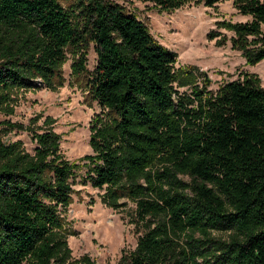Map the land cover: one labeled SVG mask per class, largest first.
<instances>
[{"label": "trees", "instance_id": "1", "mask_svg": "<svg viewBox=\"0 0 264 264\" xmlns=\"http://www.w3.org/2000/svg\"><path fill=\"white\" fill-rule=\"evenodd\" d=\"M161 11L186 2L138 0ZM244 21H218L247 64L264 60V0H231ZM96 54L92 70L87 51ZM72 74L101 108L91 154L65 158L54 121L0 123V264H95L73 259L64 215L80 183L113 209L133 202L139 233L125 264H264V87L254 74L221 82L174 68L177 53L116 0H0V112L12 93ZM201 78V84L197 83ZM187 86L189 92L179 91ZM30 134L35 148L6 141Z\"/></svg>", "mask_w": 264, "mask_h": 264}, {"label": "rangeland", "instance_id": "2", "mask_svg": "<svg viewBox=\"0 0 264 264\" xmlns=\"http://www.w3.org/2000/svg\"><path fill=\"white\" fill-rule=\"evenodd\" d=\"M116 1L144 21L158 41L177 53L175 69H190L199 77L204 73L210 80L208 89L215 90L221 82L236 79L243 73L256 75L264 87V60L247 64L241 54L231 48L229 41L218 45L216 38H207L210 30L231 35L228 30L216 26L218 21L247 19L236 12L231 0L213 7L189 1L173 11H161L151 2ZM86 57V66L92 70L96 59L92 47ZM73 59L67 54L61 66L62 81L55 90L43 87L15 91L12 93V115L0 112V123L7 120L28 126L35 119L34 126L41 127L46 118L52 119L60 149L71 162L91 154L90 127L101 112L87 94L83 79L72 74ZM197 83L201 84V78ZM178 89L189 92L187 86ZM4 140L21 141L29 153L35 148L30 134L25 131H11ZM73 191L72 203L64 215L73 259L86 255L95 264H125L122 256L135 248L139 236L133 223V202L122 199L124 206L113 209L102 202L103 191L80 183L73 186Z\"/></svg>", "mask_w": 264, "mask_h": 264}]
</instances>
